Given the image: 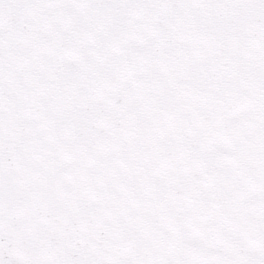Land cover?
<instances>
[{
	"label": "snow or ice",
	"instance_id": "1",
	"mask_svg": "<svg viewBox=\"0 0 264 264\" xmlns=\"http://www.w3.org/2000/svg\"><path fill=\"white\" fill-rule=\"evenodd\" d=\"M0 264H264V0H0Z\"/></svg>",
	"mask_w": 264,
	"mask_h": 264
}]
</instances>
